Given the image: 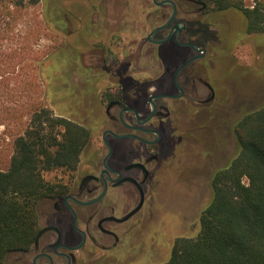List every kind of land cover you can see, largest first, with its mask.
<instances>
[{"label":"flooded vegetation","instance_id":"flooded-vegetation-1","mask_svg":"<svg viewBox=\"0 0 264 264\" xmlns=\"http://www.w3.org/2000/svg\"><path fill=\"white\" fill-rule=\"evenodd\" d=\"M213 7L210 0H96L87 27L93 26L83 29L96 31V60L74 53L75 64L87 65L79 77L88 118L74 122L91 130V140L63 193L41 202L31 246L7 255L5 264L118 261L135 219L161 191L187 128H202V117L226 94L213 75L218 61L233 62L229 25L216 18L231 10ZM64 25L70 30L68 20ZM80 33L75 44L85 39Z\"/></svg>","mask_w":264,"mask_h":264},{"label":"rangeland","instance_id":"rangeland-1","mask_svg":"<svg viewBox=\"0 0 264 264\" xmlns=\"http://www.w3.org/2000/svg\"><path fill=\"white\" fill-rule=\"evenodd\" d=\"M31 1L36 2L30 5ZM243 4L251 8L254 3L243 0ZM92 15H96V0H0V172L7 170L13 138L22 135L33 112L47 109L54 116L87 123L80 99L87 95H81L79 75L87 65L81 60L75 64L74 53L84 56L83 60L89 57V62L96 60V31H83ZM216 21L229 25L225 32L233 62L218 61L213 75L228 87L226 94L219 95L210 114L199 121L202 128L193 124L187 128L192 134L166 165L161 191L155 192L150 206L135 219L114 264H163L175 238L198 233L200 212L211 197L209 178L238 152L236 121L264 105V34L247 33L237 11H225ZM78 33L86 34L85 39L75 44ZM63 59H73V63L68 66ZM75 87H81L80 95L72 94Z\"/></svg>","mask_w":264,"mask_h":264},{"label":"trees","instance_id":"trees-1","mask_svg":"<svg viewBox=\"0 0 264 264\" xmlns=\"http://www.w3.org/2000/svg\"><path fill=\"white\" fill-rule=\"evenodd\" d=\"M210 1L219 11L240 12L247 33L264 34L263 0H251V8L243 0ZM234 136L238 152L209 178L198 233L175 238L163 264H264V105L236 121ZM91 137L89 128L41 109L13 138L9 166L0 172V264L31 246L41 202L63 193Z\"/></svg>","mask_w":264,"mask_h":264}]
</instances>
